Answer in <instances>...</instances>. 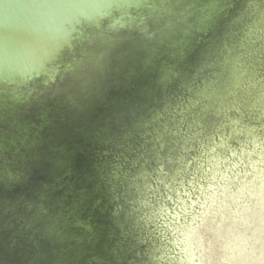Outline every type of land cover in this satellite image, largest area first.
Instances as JSON below:
<instances>
[{
    "label": "water",
    "instance_id": "95a60500",
    "mask_svg": "<svg viewBox=\"0 0 264 264\" xmlns=\"http://www.w3.org/2000/svg\"><path fill=\"white\" fill-rule=\"evenodd\" d=\"M258 75L264 0H0V264H152L143 133Z\"/></svg>",
    "mask_w": 264,
    "mask_h": 264
},
{
    "label": "clouds",
    "instance_id": "9594fccd",
    "mask_svg": "<svg viewBox=\"0 0 264 264\" xmlns=\"http://www.w3.org/2000/svg\"><path fill=\"white\" fill-rule=\"evenodd\" d=\"M148 127L126 175L152 264H264V75L194 89Z\"/></svg>",
    "mask_w": 264,
    "mask_h": 264
}]
</instances>
